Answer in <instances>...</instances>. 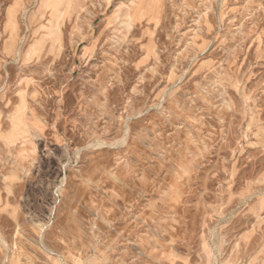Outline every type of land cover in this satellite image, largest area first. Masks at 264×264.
Instances as JSON below:
<instances>
[{
  "label": "rangeland",
  "instance_id": "374dc122",
  "mask_svg": "<svg viewBox=\"0 0 264 264\" xmlns=\"http://www.w3.org/2000/svg\"><path fill=\"white\" fill-rule=\"evenodd\" d=\"M0 264H264V0H0Z\"/></svg>",
  "mask_w": 264,
  "mask_h": 264
}]
</instances>
